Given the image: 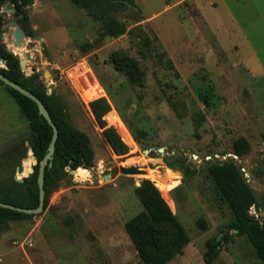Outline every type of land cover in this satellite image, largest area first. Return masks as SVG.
<instances>
[{
  "label": "rangeland",
  "instance_id": "374dc122",
  "mask_svg": "<svg viewBox=\"0 0 264 264\" xmlns=\"http://www.w3.org/2000/svg\"><path fill=\"white\" fill-rule=\"evenodd\" d=\"M134 1L136 8L117 16L127 32L98 42L99 23L69 0H32L33 36L21 40L30 56L25 66L9 49L16 17L9 5L1 8L2 43L24 76L35 69L70 122L87 134L94 163L82 180L69 172L42 212L2 231L0 264H143L124 224L142 210L133 190L144 179L166 182L162 195L190 239L169 264H206L207 242L215 238L220 245L211 264H262L246 237L230 229L232 214L207 168L226 161L239 168L256 201L249 213L264 226V0ZM144 37L149 46L141 44ZM86 44L93 46L83 51ZM128 59L138 64L133 77L121 67ZM98 96L120 121L106 120L126 155H115L101 137L88 107ZM28 134L0 85V193L16 176L32 173L33 157L28 174L17 173L30 150L27 158L1 160ZM239 137L250 146L242 156L233 148ZM128 167L144 174H122Z\"/></svg>",
  "mask_w": 264,
  "mask_h": 264
},
{
  "label": "trees",
  "instance_id": "16d2710c",
  "mask_svg": "<svg viewBox=\"0 0 264 264\" xmlns=\"http://www.w3.org/2000/svg\"><path fill=\"white\" fill-rule=\"evenodd\" d=\"M78 9L85 11L93 21L99 23L100 34L98 42L105 38H118L127 32V24L118 19V14L130 8H136L134 0H69ZM32 0H0V8L9 5L15 10L16 22L26 37H32L29 26L28 7ZM4 15L0 13V60L4 67L2 73L9 80L35 95L45 106L58 130L53 158L47 162L44 169V208L48 197L54 193L60 184L70 177L69 172L78 168L90 169L94 163V151L87 134L78 130L69 120L68 114L53 94H47L46 88L36 74L25 77L21 72L18 59L10 53L1 41ZM129 34L132 30H129ZM144 46H149L148 37L142 39ZM97 42V43H98ZM86 44V51L92 48ZM121 64L126 68L129 77L138 70L134 60ZM6 92L14 100L29 127V134L8 147L1 155L2 162H9L15 156L26 158L28 150L32 152L36 164L33 172L23 178L21 183L13 181L12 186L0 193V202L22 208L38 206L37 175L39 164L47 154L52 138V128L39 115L37 105L19 92L0 82ZM99 97V96H98ZM96 98V97H95ZM94 99V98H92ZM207 101V100H206ZM208 104V102H206ZM90 113L95 124L101 130V137L111 151L118 156L128 153V148L112 127H108L103 117L111 111V105L105 97H99L89 102ZM234 154L242 156L249 152L250 146L244 137H239L233 143ZM68 169V170H66ZM207 172L216 187L220 199L226 204L232 214L230 229L239 236H245L257 258L264 264V226L249 211L256 206L253 192L239 168L232 162L211 164ZM134 194L142 210L124 224V230L134 246L143 264H169L175 256L182 253L189 244V236L176 218L169 201H167L155 184L144 179L134 188ZM34 215L14 212L0 207V234L9 227L11 222L29 219ZM204 228V224L197 221ZM227 238V236H225ZM220 243L217 239L207 242L204 262L211 264L217 254Z\"/></svg>",
  "mask_w": 264,
  "mask_h": 264
},
{
  "label": "water",
  "instance_id": "95a60500",
  "mask_svg": "<svg viewBox=\"0 0 264 264\" xmlns=\"http://www.w3.org/2000/svg\"><path fill=\"white\" fill-rule=\"evenodd\" d=\"M1 8H0V13H1ZM11 11L13 13H15V10L12 8ZM12 25L15 26V33L14 36L17 34V36H20L23 38V36H25L23 30L19 27V25L17 24L16 21L11 22ZM42 53L44 54V56H47L45 50H42ZM25 58L27 60H30V56H28L27 54H25ZM22 65V64H21ZM2 66V61L0 60V67ZM32 74H34L36 72L35 69L31 70ZM0 82H2L4 85L10 87L11 89L19 92L20 94H22L23 96L27 97L28 99H30L31 101H33L37 107H38V113L39 115H41L47 122V124L52 128V138L48 147V151L47 154L44 156V158L42 159V161L39 164V168H38V175H37V186H38V191H39V195H38V206L36 208H32V209H28V208H22V207H18V206H14L11 204H7V203H3L0 202V207L4 208V209H8L14 212H19V213H24V214H29V215H36L39 214L40 212L43 211L44 209V202H45V191H44V169L45 166L47 164V162H49V166L51 165L50 162L53 158V154H54V150H55V142L57 140V136H58V130L55 126V124L53 123L49 113L47 112L44 104L32 93H30L28 90L22 88L21 86H19L17 83L9 80L8 78H6L2 73H0ZM48 94V92H47ZM147 154V153H146ZM36 164V162H35ZM34 164V165H35ZM33 165V166H34ZM33 166L30 167L31 171L33 172ZM23 166H19L17 168V173L18 174H22L23 173ZM68 170V169H66ZM74 171H72L71 173H74ZM121 173L124 175L127 174H131V175H141L144 174L143 170L134 168V167H128L125 169L121 170ZM17 179L18 182H22V178H17V176L15 177Z\"/></svg>",
  "mask_w": 264,
  "mask_h": 264
},
{
  "label": "bare ground",
  "instance_id": "6f19581e",
  "mask_svg": "<svg viewBox=\"0 0 264 264\" xmlns=\"http://www.w3.org/2000/svg\"><path fill=\"white\" fill-rule=\"evenodd\" d=\"M14 32H15V30H14ZM21 40H22V37L17 36V34H16L15 35V41H14V43L12 45L9 46V49L11 51L15 52L21 58V64H22V66H25V65H27V61L28 60L26 58L24 59V56H25L24 52H23L24 47H23V44H21ZM121 136H122L123 140L126 142V138L123 135H121ZM31 153L32 152H28L29 159L25 162V167L23 169V173L20 176L27 175L29 170H30L29 166H30L31 161L33 160ZM131 163L134 164V162H131ZM146 172H147L146 176L149 177V178H152V175H150V174H152V172H150V171L149 172L146 171ZM74 173L76 174L77 178H80L81 180L88 177V171L86 169L78 168L77 170H75ZM153 181H155V186L157 187V189L162 194V190H163L164 185L166 184V182L165 181H163V182L160 181L159 183H157L156 179H153Z\"/></svg>",
  "mask_w": 264,
  "mask_h": 264
},
{
  "label": "built area",
  "instance_id": "2783aa9c",
  "mask_svg": "<svg viewBox=\"0 0 264 264\" xmlns=\"http://www.w3.org/2000/svg\"><path fill=\"white\" fill-rule=\"evenodd\" d=\"M103 120L108 123H110V125H114L115 123H120L118 117L114 114V116H112L111 118L109 117V113H107L104 117H103ZM106 122V124H107ZM111 127V126H109Z\"/></svg>",
  "mask_w": 264,
  "mask_h": 264
}]
</instances>
